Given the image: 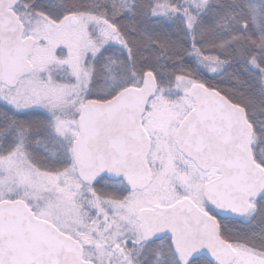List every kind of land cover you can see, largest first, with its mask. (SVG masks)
I'll list each match as a JSON object with an SVG mask.
<instances>
[{"label": "snow or ice", "instance_id": "6c2138e0", "mask_svg": "<svg viewBox=\"0 0 264 264\" xmlns=\"http://www.w3.org/2000/svg\"><path fill=\"white\" fill-rule=\"evenodd\" d=\"M0 264H264V0H0Z\"/></svg>", "mask_w": 264, "mask_h": 264}]
</instances>
